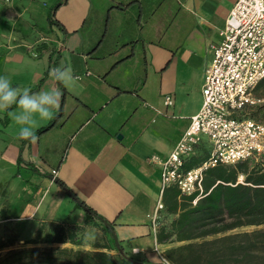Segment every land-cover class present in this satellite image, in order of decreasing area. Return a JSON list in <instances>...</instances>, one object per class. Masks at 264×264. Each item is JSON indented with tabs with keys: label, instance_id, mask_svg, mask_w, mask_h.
Segmentation results:
<instances>
[{
	"label": "crops",
	"instance_id": "0c3cea01",
	"mask_svg": "<svg viewBox=\"0 0 264 264\" xmlns=\"http://www.w3.org/2000/svg\"><path fill=\"white\" fill-rule=\"evenodd\" d=\"M58 1L50 18L45 2L23 9L32 23L24 21V34L13 35L0 53L14 86L62 93L60 110L40 122L35 144L20 140L19 126L0 113V239L23 243L39 225L67 222L82 227L83 248L93 249L96 242L109 244L103 219L136 260L164 264L167 246L156 242L152 229L160 171L150 157L167 155L200 109L210 45L219 40L235 0ZM53 56V67L77 77L73 85L51 80ZM90 59L97 63L89 66ZM43 74L50 77L47 88ZM166 96L171 106L164 105ZM204 149L205 139L194 154ZM58 179L95 211L96 222L76 212Z\"/></svg>",
	"mask_w": 264,
	"mask_h": 264
},
{
	"label": "trees",
	"instance_id": "16d2710c",
	"mask_svg": "<svg viewBox=\"0 0 264 264\" xmlns=\"http://www.w3.org/2000/svg\"><path fill=\"white\" fill-rule=\"evenodd\" d=\"M62 3L49 8V18ZM260 88H264V79L255 90ZM256 109L264 110V105ZM255 114L256 110L250 113L252 117ZM53 123L40 132L48 131ZM207 155L206 149L196 152L185 167L200 164ZM58 183L64 186L59 179ZM202 187L201 194L181 195L175 186L162 192L155 239L167 246L163 252L167 262L264 264V162L244 160L211 167L205 171ZM82 203L94 214L85 213L86 221L96 222L95 211ZM74 206L81 209L76 203ZM99 225L110 235L102 223ZM15 244V239H0V264H148L136 260L119 244L121 254L111 236L109 244L96 242L93 249L83 248L82 227L67 222L39 225L22 246L11 248ZM3 249L7 250L1 252Z\"/></svg>",
	"mask_w": 264,
	"mask_h": 264
},
{
	"label": "built area",
	"instance_id": "2783aa9c",
	"mask_svg": "<svg viewBox=\"0 0 264 264\" xmlns=\"http://www.w3.org/2000/svg\"><path fill=\"white\" fill-rule=\"evenodd\" d=\"M219 36L210 45L200 109L167 155L150 157L159 166L160 196L169 186L181 195L201 194L205 171L216 165L264 162V121L250 115L254 107L264 105V97L254 94L264 79V0H235ZM164 105H172L170 96L164 98ZM204 139L209 145L207 157L186 168ZM162 207L160 198L152 216L154 231ZM164 264L169 263L164 260Z\"/></svg>",
	"mask_w": 264,
	"mask_h": 264
},
{
	"label": "clouds",
	"instance_id": "9594fccd",
	"mask_svg": "<svg viewBox=\"0 0 264 264\" xmlns=\"http://www.w3.org/2000/svg\"><path fill=\"white\" fill-rule=\"evenodd\" d=\"M49 75L58 84L69 87L77 77L67 68L53 67ZM59 88L33 92L30 87L14 86L7 76H0V113H7L19 126L20 140L35 144L40 122L51 120L61 108ZM15 106L16 111H9Z\"/></svg>",
	"mask_w": 264,
	"mask_h": 264
},
{
	"label": "rangeland",
	"instance_id": "374dc122",
	"mask_svg": "<svg viewBox=\"0 0 264 264\" xmlns=\"http://www.w3.org/2000/svg\"><path fill=\"white\" fill-rule=\"evenodd\" d=\"M56 1L57 0H0V53H2L4 51V49H5L4 45L10 43L8 41V39L14 38L13 35L18 36L21 33L24 34L25 31L22 28V23L24 21H29L32 23V21L29 20L30 19V16L28 15L29 13L26 11L24 12L26 7H28L30 5H31V8L36 7V6L42 7L44 2L47 5H49V7H51V6L55 5ZM91 2L94 6H99L98 0H91ZM64 12H65V10H64ZM20 51H22V50H18V49L14 50V52L21 54ZM56 55L57 54H55V57H56ZM12 60H14L15 62H19L18 57H13ZM95 63H97V61H94L92 59L88 60L89 66L92 64H95ZM100 63H101V67H104L103 62H100ZM58 65L60 66V64H58ZM53 66H54V56H53V60L51 61L50 70L53 68ZM13 67H15V69L18 70L19 72L22 70L20 65H16ZM45 69H47L46 66H45ZM5 72L6 71L4 68V63L2 60H0V76H7L10 79L11 70H9V69L7 70L8 74H6ZM31 73H32V71H31ZM43 76H44V78L42 80V82L44 83L43 87L47 88L48 87V81H49L50 77L48 76V74H43ZM51 80L54 81V83L57 85V83L54 79L51 78ZM22 82H26V81H22ZM254 94L257 97H264V88H260L258 90H255ZM254 110H256V114H255L254 118H256L257 120L259 119L261 121H264V110H258L257 111L256 107H254L252 109V111H254ZM51 141H52V147H51L50 151L52 153H54L56 151L54 144H56L57 142L55 140H51ZM59 142L61 144L63 143L62 141H59ZM42 145H43V147H45V148L47 147V149H48V144L46 141H44ZM70 203H71V205H73L71 201H70ZM79 210L80 209H76V212L78 213ZM60 211L62 213H64V205H62ZM40 214H41V212L38 214V216H40ZM75 217H76L75 214L71 215V217L68 216L69 220H74ZM61 218L65 219V218H67V215H63ZM23 244H24V242L19 243L16 241L15 246H13L11 248L19 247V246H22ZM6 250L7 249H3L1 252H4Z\"/></svg>",
	"mask_w": 264,
	"mask_h": 264
},
{
	"label": "water",
	"instance_id": "95a60500",
	"mask_svg": "<svg viewBox=\"0 0 264 264\" xmlns=\"http://www.w3.org/2000/svg\"><path fill=\"white\" fill-rule=\"evenodd\" d=\"M64 192L83 210L85 211L86 213L94 216V214L92 213V211H90V209H88L83 203L82 201H80L71 191L70 189H68L67 187L65 186H62ZM102 222L104 224V226L109 230V233L113 239V242L115 244V247L119 250V252L121 254H123V252L120 250V247H119V241H118V238H117V235L112 227V225L110 224V222L106 221V220H103L102 219Z\"/></svg>",
	"mask_w": 264,
	"mask_h": 264
}]
</instances>
